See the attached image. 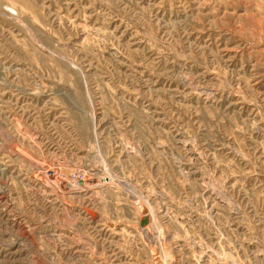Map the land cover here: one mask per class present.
Instances as JSON below:
<instances>
[{
	"label": "rangeland",
	"instance_id": "1",
	"mask_svg": "<svg viewBox=\"0 0 264 264\" xmlns=\"http://www.w3.org/2000/svg\"><path fill=\"white\" fill-rule=\"evenodd\" d=\"M0 264H264V0H0Z\"/></svg>",
	"mask_w": 264,
	"mask_h": 264
},
{
	"label": "bare ground",
	"instance_id": "2",
	"mask_svg": "<svg viewBox=\"0 0 264 264\" xmlns=\"http://www.w3.org/2000/svg\"><path fill=\"white\" fill-rule=\"evenodd\" d=\"M191 140V139H190ZM61 168V167H60ZM80 188V187H79ZM179 224V223H178Z\"/></svg>",
	"mask_w": 264,
	"mask_h": 264
}]
</instances>
